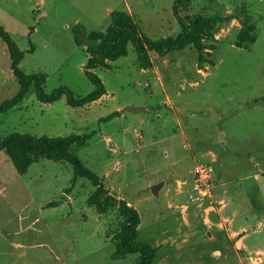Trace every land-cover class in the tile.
<instances>
[{
  "label": "rangeland",
  "instance_id": "374dc122",
  "mask_svg": "<svg viewBox=\"0 0 264 264\" xmlns=\"http://www.w3.org/2000/svg\"><path fill=\"white\" fill-rule=\"evenodd\" d=\"M173 2L0 0V26L25 53L20 70L44 75L46 94L65 87L82 97L94 87L73 29L104 32L110 14L125 11L144 39L175 37ZM194 14L232 17L204 41L201 66L186 47L149 54L150 68L141 69L129 44L109 69L93 71L106 91L100 100L44 104L31 85L0 114V140L90 134L70 151L109 195L137 211L138 239L157 249L152 264H264V0H190L179 10ZM246 18L254 40L237 47ZM18 89L0 40V103ZM127 106L145 111L121 113ZM202 163L213 168L205 196L191 174ZM161 182L154 197L150 188ZM94 191L68 163L40 159L18 174L0 151V264H136V255L112 258L122 218L116 205L102 214L89 206Z\"/></svg>",
  "mask_w": 264,
  "mask_h": 264
},
{
  "label": "trees",
  "instance_id": "16d2710c",
  "mask_svg": "<svg viewBox=\"0 0 264 264\" xmlns=\"http://www.w3.org/2000/svg\"><path fill=\"white\" fill-rule=\"evenodd\" d=\"M190 0H174L172 14L180 27V33L175 37H166L158 40L144 39L139 33L135 20L125 11H113L110 14V25L104 32H91L86 34L82 27L73 29L74 41L77 45L85 47L87 54L84 71L87 79L92 83L93 90L82 97L74 96L67 88L60 87L50 94L44 91L45 77L41 73L24 74L19 64L24 57V52L19 50L15 41L0 26V40L5 44L9 59L10 69L16 79L19 89L10 99L0 103V114L11 111L24 99L29 86L34 87L37 101L51 104L64 97L66 104L72 108H80L97 101L106 91L101 79L93 72L95 69H109V61L126 56L127 46L132 44L141 69L151 66L149 54L163 57L172 52L182 51L186 47L194 49L197 55V63L201 66L207 62L203 55L204 41L214 37L219 26L232 19L231 16L212 15L201 16L198 14L181 17L179 10ZM241 29L237 35L236 46L241 47L254 40L250 34L252 25L248 18L242 21ZM29 52H32L30 49ZM258 99H253L252 104H257ZM116 114V113H115ZM114 114V116H116ZM113 116V115H112ZM111 118V116L109 117ZM90 134H71L56 138H33L29 135L12 133L0 140V151H3L12 162L18 174H24L26 169L36 161L45 159L51 162L68 163L75 178L87 180L95 191L89 196V206L95 207L100 214L117 206V211L122 218L117 231L112 235L114 242L113 259H123L128 255H136V264H152L157 249L150 244L138 239L137 227L139 215L136 210L128 206L124 201L117 200L103 189L101 180L73 154L72 146L82 147L90 139ZM56 203L51 204L55 206Z\"/></svg>",
  "mask_w": 264,
  "mask_h": 264
},
{
  "label": "built area",
  "instance_id": "2783aa9c",
  "mask_svg": "<svg viewBox=\"0 0 264 264\" xmlns=\"http://www.w3.org/2000/svg\"><path fill=\"white\" fill-rule=\"evenodd\" d=\"M191 174L198 193L203 196L207 195L213 181L212 166L208 163L197 164L193 167Z\"/></svg>",
  "mask_w": 264,
  "mask_h": 264
},
{
  "label": "water",
  "instance_id": "95a60500",
  "mask_svg": "<svg viewBox=\"0 0 264 264\" xmlns=\"http://www.w3.org/2000/svg\"><path fill=\"white\" fill-rule=\"evenodd\" d=\"M125 111H128V112H131V113L136 114V113L144 112L145 109H137V108H133V107L127 106V107L123 108L122 110H120L121 113H124ZM162 185H163V182L151 186L150 191H151V194L154 197H158V195H159V189H160V187Z\"/></svg>",
  "mask_w": 264,
  "mask_h": 264
},
{
  "label": "crops",
  "instance_id": "0c3cea01",
  "mask_svg": "<svg viewBox=\"0 0 264 264\" xmlns=\"http://www.w3.org/2000/svg\"><path fill=\"white\" fill-rule=\"evenodd\" d=\"M100 99H101V98H100ZM100 99H99V100H100ZM97 101H98V100H97ZM123 116H124V115H123V114H121V115L119 116V118H123ZM161 118H162L161 116H158V119H161ZM163 131H166V129H165V130H163ZM180 132H181V133H183V132H184V130H183L182 128H180ZM166 137H168V136H166Z\"/></svg>",
  "mask_w": 264,
  "mask_h": 264
}]
</instances>
